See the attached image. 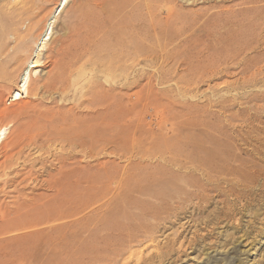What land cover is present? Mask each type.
I'll list each match as a JSON object with an SVG mask.
<instances>
[{
  "label": "rangeland",
  "instance_id": "rangeland-1",
  "mask_svg": "<svg viewBox=\"0 0 264 264\" xmlns=\"http://www.w3.org/2000/svg\"><path fill=\"white\" fill-rule=\"evenodd\" d=\"M98 1L66 2L37 51L41 63L31 72L33 86L14 101L11 95L59 0H0V125H9L0 145V264H76L81 244L88 255L109 247L125 249L118 257L125 264H264V180L237 186L238 196L229 195L206 185L200 168L183 162L185 155L198 151L195 145L206 147L217 139L226 158L237 160V169L264 173V0H149L152 18L144 9H132L134 0H108L109 7L118 6L116 26L95 6ZM139 17L155 22L161 44L170 36L174 40L155 66L116 72L124 76L116 83L124 81L128 93V148L92 158L81 149L47 142L48 131L83 123L92 93L110 97L115 90L114 99L119 98L123 91L114 89L117 84L91 70L117 37L136 33ZM79 53L86 55L80 60L85 65L69 69L70 59ZM140 58L149 59L147 53ZM6 59L11 65L3 63ZM137 79L142 83L139 97L133 96ZM24 133L37 138L27 140L30 135ZM169 149L183 159L177 166L169 160ZM101 192L106 199L99 196L98 204ZM109 196L112 215L107 211L101 221L115 219L113 226L82 230L77 223L80 201L96 198L104 209ZM133 225L136 231H150L154 240L132 246L121 241Z\"/></svg>",
  "mask_w": 264,
  "mask_h": 264
},
{
  "label": "bare ground",
  "instance_id": "bare-ground-1",
  "mask_svg": "<svg viewBox=\"0 0 264 264\" xmlns=\"http://www.w3.org/2000/svg\"><path fill=\"white\" fill-rule=\"evenodd\" d=\"M68 0H59L58 5L56 6L55 10L53 11V13L49 16L44 30L41 33V37L39 39V41L36 44V49H35V53L34 56L32 57V59L28 62V64L26 65L25 69L22 71L20 78H19V83H18V88L12 93V100L17 101L19 99H21L23 97V95L28 94V88L29 85L31 83V79H32V73L33 72V68L38 67L41 63V60L39 59V55L37 53V51L42 48V45H44V43L46 42V40L48 39L49 36H51V29L52 26L55 22V18L58 15V13L60 12V10L64 7V5L66 4ZM133 1V0H132ZM135 1V0H134ZM133 1V2H134ZM131 8L133 9H137V10H143L145 11L146 15L149 18H152L153 16V11L154 8H152L149 5V0H138L136 2L133 3ZM91 4V3H90ZM117 5V4H116ZM93 6V5H92ZM95 6H97L100 11L107 17V22L109 24L114 25V23L116 22V17L118 16V12L115 7L118 6H114V7H109L108 6V0H99L98 2L95 3ZM86 8V7H85ZM90 11V10H89ZM93 11V10H91ZM132 11V10H131ZM96 12V11H95ZM131 13V12H130ZM134 13V12H133ZM132 13V14H133ZM89 15V14H88ZM128 15V14H127ZM131 15V14H130ZM86 16V15H84ZM133 16V15H132ZM84 19V18H83ZM105 19V18H103ZM128 19V18H127ZM87 20V19H86ZM104 21V20H103ZM128 21V20H126ZM150 21V20H149ZM94 22V21H93ZM83 23V22H82ZM88 23V22H87ZM104 22H101V24ZM150 23V24H149ZM148 24L145 22V20L142 17H139L136 20V24L134 26L136 33L134 34H126L123 35L124 37L122 38H116L114 44L109 45L105 50V58H102L103 60L100 61V65H98L95 69L91 70V75L93 76H97L98 73H104L105 75H107L109 77V81L112 82L113 84L116 82H119V80L123 79L124 76H122L120 73L126 70H130V69H138V70H142L144 67H151V66H155L156 64L159 63L162 54L168 50H170V48H172L173 45V38L170 36V40L168 41V43L166 44H161L160 40H159V30L157 29L158 26H156L155 22L150 21ZM95 25V24H93ZM107 26V25H106ZM116 26V25H114ZM122 26V25H121ZM100 27V26H99ZM103 27V26H101ZM110 27V26H108ZM76 28V27H75ZM114 28V27H113ZM130 28V27H129ZM94 29V28H93ZM151 32H150V30ZM111 30V29H110ZM109 30V31H110ZM119 30V29H118ZM129 30V29H128ZM78 31V30H77ZM131 30H129L130 32ZM138 31V33H137ZM76 32V31H75ZM98 32V31H97ZM104 32V31H103ZM102 32V33H103ZM106 32V31H105ZM118 32V31H116ZM114 32V33H116ZM121 32V31H120ZM123 32V31H122ZM112 33V31H111ZM125 33V31H124ZM123 33V34H124ZM89 34V32H88ZM108 34V33H107ZM120 34V33H119ZM96 35V34H95ZM115 35V34H114ZM76 36V34H75ZM92 36V35H90ZM120 36V35H117ZM100 37V36H99ZM98 37V38H99ZM107 37V36H106ZM105 37V38H106ZM19 38V37H18ZM94 38V37H93ZM113 39V38H112ZM95 41V39L93 40ZM101 41V40H100ZM106 42V41H105ZM63 43V41H62ZM60 45H63V44ZM69 43V42H68ZM67 43V44H68ZM99 43V42H98ZM111 43V42H110ZM108 44V43H107ZM99 45V44H98ZM106 45V44H104ZM103 45V46H104ZM60 47V46H59ZM62 47V46H61ZM64 48V47H62ZM75 49V48H74ZM102 49V47H101ZM8 50V49H7ZM59 52V49H57ZM9 53V52H7ZM98 53V52H97ZM104 53V52H103ZM102 53V54H103ZM145 53H147L148 58L149 59H142L140 58L143 54L145 55ZM3 54V53H2ZM1 54V55H2ZM78 54V53H77ZM80 54V53H79ZM100 54V53H99ZM0 55V56H1ZM6 55V54H4ZM3 55V56H4ZM16 55V54H15ZM101 55V54H100ZM104 55V54H103ZM74 56V55H73ZM83 56L86 57V55H76L74 57H72L70 59V63L67 67L73 68V66H75V64H78L76 66V69H81L83 65H85V63L81 60V58H83ZM102 56V55H101ZM13 57V56H12ZM93 57V56H92ZM95 57V56H94ZM97 58V57H96ZM145 58V57H144ZM14 59V58H13ZM101 59V58H100ZM83 60V59H82ZM18 61V60H16ZM86 61V60H85ZM78 62H81L80 64ZM259 62V61H258ZM5 63L7 66L11 65V59H6ZM67 63V62H66ZM2 65V64H1ZM56 65V63H55ZM93 65V64H92ZM15 66V65H14ZM96 66V65H95ZM5 67V66H4ZM59 67V66H58ZM13 68V67H11ZM15 68V67H14ZM13 68V69H14ZM10 70V69H8ZM75 70V67H74ZM259 70V69H258ZM59 71V70H58ZM57 71V72H58ZM119 71V74H116V72ZM211 71V70H210ZM5 71H3L4 73ZM35 72V71H34ZM51 72V71H50ZM60 72V71H59ZM65 72V71H64ZM257 72V71H256ZM6 73V72H5ZM9 73V72H8ZM66 73V72H65ZM63 73V74H65ZM79 73V71H78ZM264 73V72H263ZM49 74V73H48ZM60 73H58L59 75ZM70 74V73H69ZM212 74V73H211ZM75 75V73H74ZM264 75V74H263ZM8 76V75H7ZM61 76V75H59ZM104 76V75H103ZM5 77V76H4ZM50 77H52L50 75ZM49 77V78H50ZM55 77V76H53ZM64 77V75H63ZM9 78V77H8ZM62 78V77H60ZM54 79V78H53ZM33 80V79H32ZM36 81V80H35ZM69 81V80H68ZM127 81V80H126ZM139 79L136 80V86H137V90L133 93V96H140L141 95V91H142V83L140 84ZM3 82V81H1ZM33 82V81H32ZM54 82V81H53ZM60 82V81H58ZM62 82V81H61ZM55 83V82H54ZM94 83V82H93ZM124 81L122 83H119L117 85H114V89L115 87H118L119 89H121L123 92L119 95V98L116 100V97L114 99V93H112V95L110 97H108V94L104 93H100V92H95L92 93L89 96V100L87 101V105L89 107H91V111L87 114H85V116H83L84 118L82 119L83 122L82 124H80V120H78L80 125H77L76 127H73L71 130H67V131H54L53 132H49L46 133L47 139L51 143H57L58 145L60 144L63 147H68L71 148H78L79 150L81 149L83 152L86 153V155L88 157H92V158H96L100 152H104V151H113V150H121V148L124 149V146H126L127 142H126V137L125 136V129H126V121H125V116H126V109L124 107V102H126L125 100L128 99V93L126 91V86L124 87ZM12 84V83H11ZM34 84V82H33ZM50 84L52 85V83H50L49 80V86ZM112 84V85H113ZM193 84V83H192ZM32 85V83H31ZM69 85V84H68ZM94 85V84H93ZM111 85V84H110ZM33 86V85H32ZM61 86V85H60ZM58 85V87H60ZM46 87V86H45ZM56 87V86H55ZM62 89L66 88L63 87V85L61 86ZM69 87V86H68ZM111 87V86H110ZM109 87V88H110ZM50 88V87H49ZM57 88V87H56ZM54 89V88H53ZM59 89V88H58ZM61 89V88H60ZM67 89V88H66ZM98 89V88H97ZM89 90V89H88ZM95 90V89H94ZM92 90V92L94 91ZM64 91V90H63ZM91 91V90H90ZM32 92V91H31ZM106 92H108L106 90ZM64 93V92H62ZM86 93V92H85ZM132 94V93H131ZM86 95V94H85ZM117 95V94H116ZM88 98V97H87ZM85 102V100H84ZM126 104V103H125ZM21 105V104H20ZM80 107V106H79ZM87 108V107H86ZM114 108H117L116 112L114 111ZM2 110V109H1ZM90 110V108L88 109ZM17 112V111H16ZM35 112V111H34ZM84 112V111H82ZM74 113V112H73ZM128 113V112H127ZM65 114H63L64 117ZM77 115V114H76ZM81 115V114H80ZM79 115V116H80ZM66 116V115H65ZM52 117V116H51ZM49 117V118H51ZM62 117V118H63ZM82 117V116H81ZM60 120V119H59ZM67 120V119H66ZM61 121V120H60ZM68 121V120H67ZM75 121V120H74ZM49 122V121H48ZM51 122V120H50ZM57 122V121H56ZM55 122V123H56ZM62 122V121H61ZM54 123V121H53ZM54 123V125H55ZM59 123V122H57ZM74 123V122H73ZM70 124V122H69ZM72 124V121H71ZM9 125L4 124V125H0V145L2 144L3 140L6 138V135L8 133L9 130ZM51 126V125H50ZM60 124L58 125V127L60 128ZM65 126V124L63 126H61V129ZM73 126V125H72ZM53 127V125L51 126ZM56 127V128H58ZM68 126H66L67 129ZM58 128V129H59ZM57 129V130H58ZM52 130V129H51ZM115 131H117L118 135L115 136ZM20 132V131H19ZM20 135H22L21 133H19ZM25 136H27V133H24ZM30 135V134H29ZM28 135V136H29ZM37 135V134H36ZM19 136V135H18ZM27 136V137H28ZM31 136L33 137L34 135H30V137L27 140H33L36 138H31ZM38 136V135H37ZM40 136V135H39ZM45 137V136H44ZM129 137V136H128ZM20 138V137H19ZM39 138V137H38ZM43 138V137H42ZM26 139V138H24ZM224 139V138H223ZM17 140V139H16ZM19 140V139H18ZM35 141V140H34ZM33 141V142H34ZM43 141V140H41ZM129 141V139L127 140ZM135 141V140H134ZM247 141V139H246ZM249 141V140H248ZM25 142V141H24ZM44 142V141H43ZM130 142V141H129ZM257 142V141H256ZM260 142V140L258 141ZM30 143V141L28 142ZM27 143V144H28ZM247 143V142H246ZM249 143V142H248ZM247 143V144H248ZM18 144V143H17ZM134 144V143H133ZM38 145V144H37ZM129 145V143H128ZM55 146V145H54ZM128 148V146H127ZM125 148V149H127ZM66 149V148H64ZM124 149V150H125ZM172 149V148H171ZM194 149L197 151L196 153L191 152L189 155H185V157L182 159H179L177 155H175L176 153H174L173 151L171 152V150L167 153L166 151L163 153V155L170 154V162L175 164L177 166V164L183 160V162H188L191 164V166H195L200 168V171L202 172V176H204V182L206 185L209 186H213L216 188L217 191L219 192H225L229 195H235L238 196L237 191H236V187L237 186H244L247 187V184L254 182L257 178H260L262 180H264V173L259 172L258 170H254L253 168H248V169H243V168H238L237 166H234L233 163L237 162V160H231L226 158L225 155V148L224 145L218 141L217 139H211L209 146L203 147L202 145H195ZM123 150V151H124ZM252 150V149H251ZM68 151V150H67ZM75 151V150H74ZM77 151V150H76ZM199 151L201 153V151L205 152L202 154H199ZM82 152V153H83ZM75 153V152H74ZM161 153V151H160ZM180 154V153H179ZM160 156V154H159ZM161 157H163L161 155ZM75 158V155H74ZM72 159V158H71ZM76 160V159H75ZM186 160V161H185ZM73 162V160H71ZM182 162V163H183ZM71 163V162H70ZM187 163V164H188ZM64 164V163H63ZM72 164V163H71ZM103 165V164H102ZM189 166V165H188ZM73 167V166H72ZM100 167V165H99ZM57 168V167H56ZM63 168V167H62ZM195 169V168H194ZM73 170V168H72ZM70 170L69 172L72 173L74 172V170L72 171ZM198 170V169H197ZM62 171V170H61ZM123 171V170H122ZM258 171V172H257ZM68 172V171H67ZM199 172V173H201ZM75 173V172H74ZM73 174V173H72ZM65 174L62 173L61 176H64ZM68 175V173H67ZM176 175V174H175ZM66 177V175H65ZM119 177V176H118ZM123 178V177H122ZM65 179V178H64ZM121 181V180H120ZM118 179V183L120 182ZM178 181V180H177ZM183 181V180H182ZM117 181H114V183L116 184ZM54 183V182H53ZM56 183V180H55ZM54 183V184H55ZM61 184V182H60ZM64 184V183H63ZM113 184V183H112ZM223 184H225V186H223ZM52 185V184H51ZM59 185V184H58ZM102 185V184H101ZM119 185V184H118ZM118 185H114L115 186V190L118 189ZM56 186V184H55ZM60 186V185H59ZM94 186V185H93ZM190 186V185H189ZM96 187V186H95ZM192 188V187H191ZM56 189V187H55ZM63 190V189H62ZM61 191V189H60ZM201 191L204 193V188H199L198 192ZM63 192V191H62ZM89 192V191H88ZM87 192V193H88ZM114 192V191H113ZM117 192V191H115ZM114 192V193H115ZM181 192V191H180ZM184 192V191H182ZM94 194V193H93ZM127 194V193H126ZM114 194H112L113 196ZM99 198V202L100 203V197H102V199L104 200V198L106 199V197H104L103 192H101V194L97 195ZM96 196V197H97ZM111 196V195H110ZM109 196V197H110ZM111 196V197H112ZM104 197V198H103ZM111 197L106 201L105 200V208L104 209H100L101 207L98 206L95 202L97 201L96 198L93 199L91 202L82 200L80 201V209L78 210V215H80V217L77 219V223H79L78 225L82 226V230H86V226L91 225V230L93 229H97L99 226V228L101 230H108L109 228H111L113 226V222L114 220H111L110 222H106L104 223L102 220V216H104L107 211L110 214V216L112 215V212L109 211L110 209V203H111ZM172 197V201L174 203H178L177 197L175 195H171ZM183 197V196H182ZM125 197H123L124 199ZM35 199V198H34ZM101 199V200H102ZM171 199V198H170ZM121 200V199H119ZM127 201V200H126ZM104 202V201H103ZM172 202V203H173ZM180 202V201H179ZM182 202V201H181ZM184 202V201H183ZM127 203V202H126ZM171 203V207H173L174 205H172ZM114 204V203H113ZM169 204V202H168ZM97 205V206H95ZM101 205V204H100ZM119 205V204H118ZM123 206V205H121ZM170 207V206H168ZM116 208V207H115ZM177 208V207H176ZM164 210H166L163 207ZM172 209V208H171ZM117 210V209H116ZM121 210V209H120ZM175 210V209H174ZM144 213V212H143ZM154 213H156V211H154ZM158 213V212H157ZM147 212V215L148 216ZM108 215V214H107ZM115 215V214H114ZM128 215V214H127ZM118 216V215H117ZM107 217V216H106ZM108 218V217H107ZM125 219V218H124ZM131 219V218H130ZM140 219V218H139ZM148 219V218H147ZM159 219V218H158ZM141 220V219H140ZM155 220V219H154ZM162 220V219H161ZM121 221V220H120ZM133 221V220H132ZM136 221V220H135ZM138 221V219H137ZM143 221V220H142ZM102 222V223H101ZM150 222V221H149ZM162 222V221H161ZM165 222V221H164ZM125 223V222H123ZM131 223V221H130ZM136 223V222H135ZM148 223V221H147ZM72 224V222H71ZM100 224V225H99ZM127 224V222H126ZM133 224V223H131ZM143 224V223H141ZM146 224V222H145ZM144 224V227H145ZM99 225V226H98ZM117 225V224H116ZM121 225V224H120ZM125 225V224H124ZM138 225V224H137ZM119 226V225H118ZM123 226V224H122ZM126 226V225H125ZM127 226H129L127 224ZM126 226V228H128ZM135 225H133L134 227ZM132 227V226H130ZM142 227V226H141ZM140 227V228H141ZM151 227V226H150ZM124 228V229H126ZM143 228V227H142ZM120 228H117V230L120 232ZM123 230V229H122ZM121 230V231H122ZM131 230L133 231H128L129 233H127V231L123 230V233L125 231V239H122L123 236H121V241L125 240L124 242H127L129 244V246H132V243L141 241L143 239L147 241L150 240H154V238L151 235L150 231H143L141 229V232L138 230H134L136 232H134V230L131 228ZM76 231V230H75ZM90 231V229H89ZM117 231V232H118ZM132 232V234H131ZM78 233V232H77ZM127 233V234H126ZM117 234V233H116ZM122 234V232H121ZM120 235V234H119ZM118 235V236H119ZM141 236V238H140ZM154 236V235H153ZM106 237V236H105ZM115 238V237H114ZM116 238L119 239V237L116 236ZM138 238H140V240H138ZM79 239V238H78ZM107 240V239H106ZM144 240V242H145ZM118 241V240H117ZM116 241V242H117ZM108 242V240H107ZM115 242V241H114ZM115 242V243H116ZM123 242V243H124ZM100 243V242H99ZM106 243V241H105ZM115 243H113V245L115 246ZM121 242V244H123ZM152 243V242H151ZM120 244V243H119ZM118 244V245H119ZM132 244V245H130ZM138 244V243H137ZM112 245V244H111ZM110 245V246H111ZM125 245V243H124ZM123 245V246H124ZM123 246L121 245V247L123 248ZM128 246V247H129ZM74 247V246H73ZM80 247V246H79ZM104 247V246H103ZM126 246H124L125 248ZM130 248V247H129ZM143 248V247H142ZM147 248V247H146ZM89 249V248H88ZM132 249V248H131ZM101 250V249H100ZM103 250V248H102ZM101 250V251H102ZM105 250V249H104ZM125 250V249H122ZM121 248H112L109 247L107 251H102V252H97L95 251V254L93 255H88L89 251L87 250V248L85 246H82L81 244V249H80V260L77 261L76 264H118L119 259L118 257H121L123 255ZM130 250V249H129ZM142 250V249H140ZM93 251V250H92ZM99 251V250H98ZM144 251V250H143ZM141 251V252H143ZM74 252V251H73ZM75 253V252H74ZM109 254V255H108ZM125 254V253H124ZM65 255V254H64ZM130 255H132V252L130 253ZM75 256V255H73ZM113 256V257H112ZM136 257V256H135ZM69 258V257H67ZM134 259V258H133ZM129 260V259H128ZM135 260V259H134ZM137 261V259H136ZM71 264V263H70ZM120 264H125L123 262H121ZM127 264V263H126Z\"/></svg>",
  "mask_w": 264,
  "mask_h": 264
}]
</instances>
